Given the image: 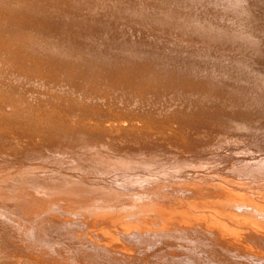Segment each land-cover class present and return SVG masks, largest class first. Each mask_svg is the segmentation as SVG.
Returning a JSON list of instances; mask_svg holds the SVG:
<instances>
[{"label": "bare ground", "instance_id": "6f19581e", "mask_svg": "<svg viewBox=\"0 0 264 264\" xmlns=\"http://www.w3.org/2000/svg\"><path fill=\"white\" fill-rule=\"evenodd\" d=\"M0 264H264V0H0Z\"/></svg>", "mask_w": 264, "mask_h": 264}]
</instances>
